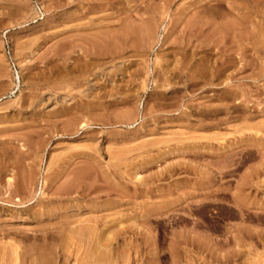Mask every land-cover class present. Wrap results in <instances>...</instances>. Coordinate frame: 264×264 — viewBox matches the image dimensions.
<instances>
[{
  "label": "rangeland",
  "instance_id": "obj_1",
  "mask_svg": "<svg viewBox=\"0 0 264 264\" xmlns=\"http://www.w3.org/2000/svg\"><path fill=\"white\" fill-rule=\"evenodd\" d=\"M0 248L264 264V0H0Z\"/></svg>",
  "mask_w": 264,
  "mask_h": 264
},
{
  "label": "bare ground",
  "instance_id": "obj_2",
  "mask_svg": "<svg viewBox=\"0 0 264 264\" xmlns=\"http://www.w3.org/2000/svg\"><path fill=\"white\" fill-rule=\"evenodd\" d=\"M220 6H221V5H220ZM206 24H207V23H206ZM154 26H155V25H154ZM145 28H146V27H145ZM147 29H148V27L145 29V32H144V33H147V32H148ZM146 30H147V31H146ZM151 33H152V32H151ZM145 36L147 37L146 34H145ZM150 36H151V35H150ZM256 132H257V131H256ZM7 181H8V180H7ZM28 182H29V177H28V178H24V183H26V184H25V185H26V186H25V189H27ZM8 183H9V182H8ZM8 183H7V184H8ZM10 185H11V183H9L8 186H10ZM89 189H90V187H88V190H89ZM257 204H258V203H257ZM68 207H69V206H68ZM68 207H67V208H68ZM70 207H71V206H70ZM71 208H72V207H71ZM78 208H80V207H78ZM75 210H76V209H75ZM89 212H90V211H89ZM142 214H143V213H142ZM147 217H148V216H147ZM147 217L144 216L143 218L146 219ZM85 222H86V221H85ZM67 225H68V224H67ZM104 225H105V224H104ZM69 226H70V225H69ZM65 228H66V227H65ZM87 228H88V227H87ZM87 228H86V229H85V228H83V229H82V228H73V229H72V228H66L67 231H65V232H67L66 235H68V233H69V234H71V235H72V234H74V235L76 234V236H77L78 233H79V235H80V233H81V234L86 233L85 231L89 230V229H87ZM103 228L105 229L104 231H106V230H107L106 228H108V227H103ZM108 229H109V228H108ZM121 229H122V228H121ZM121 229H119V231H118V235H120V234L122 233V231H124V229H123V230H121ZM87 232H88V231H87ZM107 234H108V233H107ZM74 235H73V236H74ZM79 235H78V236H79ZM95 235H96V234H95ZM73 236H72V238H73ZM70 237H71V236H70ZM70 237H69V239L73 241V239H71ZM115 238H116V235H112V237H110V238L108 239V242H112L113 240H115ZM108 242H106V243L104 242L103 244H102V243H99V244H100V246H102V247H105V246H106V247H110V246H109L110 243H108ZM152 243H153V242H152ZM9 245H10V244H9ZM13 245H14V244H13ZM110 245H111V244H110ZM8 247H10V246H8ZM10 248H11V247H10ZM13 248H14V247H13ZM13 248L11 249V251H10V250H9V251H10L11 253L13 252L14 259H17V258H16V257H17V256H16V250L13 251ZM2 249H3V248H2ZM16 249H18V248H16ZM96 249H97V248H96ZM0 250H1V248H0ZM102 250H103V249L101 248V251H102ZM106 250H108V248H107ZM62 251H64V250H62ZM95 251H96V250H95ZM108 251H109V250H108ZM102 252H103V251H102ZM106 252H107V251H106ZM97 253H98V252H97ZM108 253H109V252H108ZM237 253H238V252H237ZM6 254H7V253H6ZM106 254H107V253H105V255H106ZM226 254H227V253H226ZM0 255H1V254H0ZM97 255H99V254H97ZM105 255H104V253H103V254H102V257H104ZM237 255H238V254H236L235 256H237ZM239 255H240V254H239ZM75 256H76V255H75ZM107 256H108V254H107ZM107 256H106V257H107ZM233 256H234V255H233ZM62 257H63V263H62V264H64V263L67 261V257H66V255H63V254H62ZM62 257H61V258H62ZM97 257H98V256H97ZM6 258H7V257H5V260H6ZM21 258H22V257H21ZM61 258H60V259H61ZM1 259H2V258H1ZM95 259H96V258H95ZM110 259H111V258H110ZM11 260H12V259H11ZM108 260H109V259H108ZM7 261H8V260H7ZM99 261H100V260H99ZM99 261H98V262H99ZM103 261H104V260H103ZM103 261H102V262H103ZM1 262H2V261H1ZM4 262H6V261H4ZM4 262H3V263H4ZM8 262H9V261H8ZM28 262H29V260H28ZM127 262H128V261H127ZM35 263H36V262H35ZM35 263H34V264H35ZM103 263H104V262H103ZM0 264H1V263H0ZM5 264H6V263H5ZM8 264H11V263H8ZM16 264H17V263H16ZM95 264H96V263H95ZM104 264H105V263H104Z\"/></svg>",
  "mask_w": 264,
  "mask_h": 264
}]
</instances>
